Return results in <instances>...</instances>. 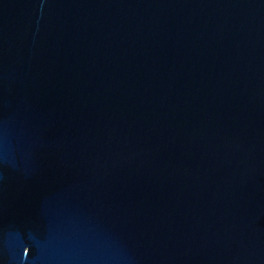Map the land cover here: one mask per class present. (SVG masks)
Masks as SVG:
<instances>
[{
  "label": "water",
  "instance_id": "1",
  "mask_svg": "<svg viewBox=\"0 0 264 264\" xmlns=\"http://www.w3.org/2000/svg\"><path fill=\"white\" fill-rule=\"evenodd\" d=\"M0 264H264V0H0Z\"/></svg>",
  "mask_w": 264,
  "mask_h": 264
}]
</instances>
